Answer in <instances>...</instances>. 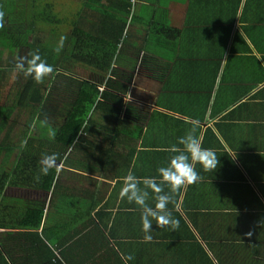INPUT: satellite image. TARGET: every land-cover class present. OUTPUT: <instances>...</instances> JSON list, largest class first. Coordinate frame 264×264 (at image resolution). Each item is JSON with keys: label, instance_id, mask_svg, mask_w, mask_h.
<instances>
[{"label": "crops", "instance_id": "obj_1", "mask_svg": "<svg viewBox=\"0 0 264 264\" xmlns=\"http://www.w3.org/2000/svg\"><path fill=\"white\" fill-rule=\"evenodd\" d=\"M159 4L155 8L164 9L160 21L139 38L137 61L144 64L134 68L122 112H112L111 120L124 131L102 121L83 137L80 148L68 146L74 151L67 165L58 161L57 184L69 195L61 222L64 234L68 230L64 257L76 258L78 264H125L122 256L129 254L134 258L127 264H264V0ZM160 22L165 26L159 29ZM158 39L163 43L156 50ZM133 56L137 58L135 52ZM10 63L1 66L7 75ZM107 78L97 77L102 87ZM17 88L13 83L0 96L14 102ZM108 103L111 110L120 105ZM50 110L52 117L58 116L54 106ZM19 115L26 128L29 115ZM36 120L32 124L37 126ZM193 120L199 122L203 147L213 149L220 164L207 172L196 165L203 180L182 189L168 206L179 227L158 228L153 220V239L145 242L139 207L120 196L123 178L131 170L140 178L159 179L157 169L172 155L166 149ZM48 193L6 185L2 194L5 205L7 198H16L36 207ZM148 202L155 203L151 198ZM80 213L84 216L76 221ZM31 232L0 225L1 255L21 259L31 253L36 258L30 248L37 246L26 235Z\"/></svg>", "mask_w": 264, "mask_h": 264}, {"label": "trees", "instance_id": "obj_2", "mask_svg": "<svg viewBox=\"0 0 264 264\" xmlns=\"http://www.w3.org/2000/svg\"><path fill=\"white\" fill-rule=\"evenodd\" d=\"M76 1L80 2L82 7L72 10L65 0H27L25 3H21L20 0L18 2L0 0V10L5 12L4 27L0 28V93L1 90L10 88L17 74L14 65L7 64L11 70V74L7 75L5 67H1L3 56L7 52H17L18 48L27 46L31 48L29 53L39 52L41 58L53 66L58 74L53 106L54 110L59 112L58 116L50 118L57 121L53 126L49 121L45 123L40 121V115L44 112L43 98L46 96H43L44 92L41 93L40 83L30 76H22L17 92L19 99H15V104L6 103V97L0 96V225L31 230V234L26 235H31L32 243L37 246L36 249L30 248L36 258H31L32 255L29 253L21 259L6 255L9 258L7 259L0 253V264H78L74 262L76 258L64 257L68 230L64 234L63 204L69 203V195L63 192L59 183L57 184L60 168H52L47 175L42 174L41 157L44 154L57 153L63 164L67 165V159L74 151L68 146L76 141L74 144L76 149L80 148L84 141L83 137L102 124V121H105L104 125L110 129L124 131L111 120L112 112H122L130 80L132 84L135 75L134 68L136 65L141 68L140 66L144 64L143 61L139 64L137 61L142 52L139 44L142 31L154 28L160 21L155 8L160 0ZM23 10L25 13H22ZM18 12L23 15L22 31L19 32L10 28L21 23L19 21L21 14L18 15ZM187 14L190 20L191 12ZM126 17H130L129 38L137 58L131 56L130 42L129 51L127 46H124L128 41L121 43V35L127 25ZM80 19L84 20L83 25L87 28L80 25ZM68 23L71 27L69 35L73 39L72 48L67 51L63 46L57 53L55 49L64 34L63 27ZM157 26L160 29L165 24L160 22ZM42 32L47 36L42 37ZM150 76L157 75L151 73ZM97 77H108L103 87ZM116 78L119 80H115ZM33 95L35 98H32ZM28 99H34V102L30 103ZM109 99L120 105L114 104L111 110ZM17 107L25 109L24 112L29 115L28 120L26 117L27 127L18 135L14 132L15 134L9 138L8 134L12 131L10 128L15 123L14 112ZM17 116L20 117L19 114ZM35 117L36 133L40 129L39 135L36 136V133L28 135L27 132ZM47 127H52V131ZM4 128H7V132L1 138ZM44 128L47 131H44ZM53 141L57 144L51 146ZM6 185L36 188L49 192V196L36 207H29L16 198H7L9 202L5 205L2 193ZM9 212L13 215L4 216ZM80 216L83 217L84 214L80 213L74 219L79 221ZM73 229L76 230L77 225ZM27 250L25 249L24 253L27 254Z\"/></svg>", "mask_w": 264, "mask_h": 264}, {"label": "clouds", "instance_id": "obj_3", "mask_svg": "<svg viewBox=\"0 0 264 264\" xmlns=\"http://www.w3.org/2000/svg\"><path fill=\"white\" fill-rule=\"evenodd\" d=\"M5 12L0 10V28L4 27ZM66 38H60V44L55 49L57 53L62 50L63 42ZM16 67L24 73L26 77H32L37 83H42L44 78L55 69L42 59L39 52H30L28 56L21 57ZM199 122L191 121L190 129L184 136L178 139L176 144L166 149L172 155L168 163L157 169V177H137L130 170L123 178V187L120 192L121 198H127L129 203H134L141 212V222L145 233V242H151L153 237L152 221H156L158 228L169 227L173 230L179 227L177 219L173 216L169 204H175L176 195L190 185L199 183L203 176L197 171L196 165L202 166L204 171L217 169L220 160L215 151L205 148L202 145L201 137L198 135ZM73 143H76L74 141ZM60 156L57 153L51 155L44 154L40 160V171L47 175L52 168H58ZM39 179V176L36 177ZM154 199L155 203L149 204V199ZM249 236L251 233L248 234ZM132 255L122 256L127 261L132 260Z\"/></svg>", "mask_w": 264, "mask_h": 264}, {"label": "rangeland", "instance_id": "obj_4", "mask_svg": "<svg viewBox=\"0 0 264 264\" xmlns=\"http://www.w3.org/2000/svg\"><path fill=\"white\" fill-rule=\"evenodd\" d=\"M66 1V3L67 4H69L70 6H71V9L72 10H74L75 8H78V7H82V4L80 3V2H78V1H76V0H65ZM16 2H18V0H16ZM20 2L21 3H25V2H27V0H20ZM159 6H161V4H158ZM156 7L157 9V12L158 13H164V9H163V7ZM29 8V7H28ZM28 8H27V11L26 12H28ZM178 9V8H177ZM62 10V9H61ZM179 10V9H178ZM181 11L179 10L178 11V13H180ZM22 13H25V10H23V12ZM22 13H20V12H18V15H20L21 14V16H20V19H19V21L21 22V23H18V24H15V25H13V26H11L10 28H11V30H15V31H17V32H19V31H22V20H23V15H22ZM75 13V12H74ZM74 13H73V15H72V18H73V16H74ZM125 20L127 21V25H126V28H125V30L123 31V34L121 35V43H123L124 41H128V44L127 45H124V46H127V50L129 51V46H130V44L132 43L131 42V39L129 38L130 37V33H129V31L131 30V24H130V17H126L125 18ZM217 20L218 21H222V16L221 15H218L217 16ZM83 19H80V21H79V23H80V25L82 26V27H84V28H87V27H85L84 25H83ZM65 31H64V30ZM63 32H64V34H63V36L66 38L65 40H64V42H63V46H64V49H66L67 51L68 50H71V48H72V41H73V39H72V37L69 35V33H70V30H71V27H70V23H68L67 25H64V27H63ZM47 36V34L46 33H44V32H42V37H46ZM129 42H130V44H129ZM162 43H163V40L162 39H158L157 40V46H156V50L158 49V48H160V47H162ZM151 44V43H150ZM149 44V45H150ZM27 49H25V50H23V51H21V52H19L17 55L15 54V56H14V54H10L9 52H7L3 57V60H2V62H1V66H6V62H10L11 60H12V58L14 57V59L12 60V62H14L13 64H12V62L10 63V64H12V65H14V67L17 69V74H16V77H15V80H14V87L16 88L18 85L20 86V84L19 83H21V78H22V76L24 75V73L23 72H21L17 67H16V65H17V63H18V61H19V59L21 58V57H26V56H28V54H29V51H31V48H29V47H27V46H25ZM10 54V55H9ZM68 54V53H67ZM131 55L133 56V52L131 51ZM58 57H60V56H58ZM59 62V61H58ZM55 63H56V61H55ZM56 65V64H55ZM137 66V65H136ZM65 70V69H64ZM66 70H67V67H66ZM8 71L10 72V73H8V75H10L11 74V70H10V66H8ZM17 75H18V78H17ZM57 75L58 74H56V71L54 70L51 74H49L48 76H46L45 78H44V80H43V82L42 83H40V86H41V93H43V96L45 97V99L43 98V104H42V106H43V109H44V112L40 115V121L41 122H44L45 123V121H49L52 125L51 126H53V125H55L56 123H57V121L55 120V119H50V118H53L52 116H51V114H50V107H53V105L55 104V94H54V90H55V87H56V80H57ZM19 79V80H18ZM17 80H18V83H17ZM18 86V87H19ZM18 89V88H17ZM17 89H13V93L14 94H16L17 95ZM18 96V95H17ZM17 99H19V97L17 98ZM31 99H29V102L31 103ZM8 103L9 104H15V101L14 102H12V101H8ZM50 106V107H49ZM50 110V111H49ZM24 110H20V108H16L15 109V112H14V115H15V123H14V126H12L10 129L12 130L11 132H10V134H8L10 137L13 135V133L15 132L17 135L22 131V129L24 128V126L26 125L25 123V117H23V115H21L20 117H18L17 115L18 114H22V112H23ZM47 129L48 130H50V131H52V127L50 128V127H47ZM26 130V129H25ZM37 131V126H36V124L34 123V124H32L31 126H30V130L28 131L29 132V134L31 135V133L33 132V131ZM44 131H47L46 130V128H44L43 129ZM7 132V128H5V131L3 130V133H2V135H4L5 133ZM5 136V135H4Z\"/></svg>", "mask_w": 264, "mask_h": 264}, {"label": "bare ground", "instance_id": "obj_5", "mask_svg": "<svg viewBox=\"0 0 264 264\" xmlns=\"http://www.w3.org/2000/svg\"><path fill=\"white\" fill-rule=\"evenodd\" d=\"M43 6H44V5H43ZM52 6H53V5H52ZM44 7H45V6H44ZM44 7H43V8H44ZM41 8H42V7H41ZM41 23H42V22H41ZM46 23H47V22H46ZM5 24H6V23H5ZM43 24H44V23H43ZM29 30H30V29H29Z\"/></svg>", "mask_w": 264, "mask_h": 264}]
</instances>
